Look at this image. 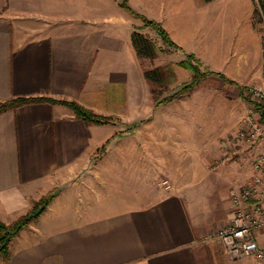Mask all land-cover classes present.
Returning <instances> with one entry per match:
<instances>
[{"label":"crops","instance_id":"0c3cea01","mask_svg":"<svg viewBox=\"0 0 264 264\" xmlns=\"http://www.w3.org/2000/svg\"><path fill=\"white\" fill-rule=\"evenodd\" d=\"M194 1L200 3H186L195 9ZM145 2L164 21L177 0ZM103 3L0 0V100H74L124 125L88 124L48 101L0 112V220L16 219L55 189L45 210L10 240L0 264H264L232 260L222 243L205 238L231 217L228 192L244 179L236 159L163 192L153 190L152 167L135 164L138 142L152 139L132 136L150 111L131 41L139 24ZM231 154L243 159L244 144ZM257 241L264 245V229Z\"/></svg>","mask_w":264,"mask_h":264},{"label":"rangeland","instance_id":"374dc122","mask_svg":"<svg viewBox=\"0 0 264 264\" xmlns=\"http://www.w3.org/2000/svg\"><path fill=\"white\" fill-rule=\"evenodd\" d=\"M124 2L135 14L125 8ZM198 2L194 1L193 9L186 0H177L171 16L166 8L163 21L155 18L149 11L154 6L145 0H104V7L122 8L139 24L134 29L141 30L152 41L154 57L138 56V62L144 71L158 68L161 76L160 82H146L144 103L150 111L146 119L133 125L138 126V131L132 136H152L149 141L138 142L135 164L152 167L153 190L163 192L176 190L182 181L190 182L195 171L201 174V170H212L224 158L236 159L244 168V179L228 192L231 217L224 224L235 215L234 193L239 194L246 183H252L255 191L241 207L250 218L261 220L254 236L262 249L264 245H259L257 234L264 229V173L255 163L260 159L264 168V0ZM143 18L159 22L168 40L145 25ZM193 65L200 73L195 78ZM184 86L188 89L178 93ZM103 116L111 117L105 123L121 122L118 116ZM108 140L97 150L105 149ZM243 144L244 160L237 159L238 154L231 153ZM213 151L222 156L217 153L212 160L209 154ZM51 191L55 195V189H50L34 200L26 212ZM243 258L264 261L255 254L230 256L232 260Z\"/></svg>","mask_w":264,"mask_h":264},{"label":"trees","instance_id":"16d2710c","mask_svg":"<svg viewBox=\"0 0 264 264\" xmlns=\"http://www.w3.org/2000/svg\"><path fill=\"white\" fill-rule=\"evenodd\" d=\"M209 1V0H204ZM123 5L130 12L134 13L131 8L124 2ZM135 14V13H134ZM144 19V24L153 28L164 40H168V34L159 22L147 18ZM131 41L137 52L138 56L154 57L155 46L152 41L147 38L142 32L137 29H133L131 32ZM194 68V65H193ZM198 68V67H197ZM193 78L200 76V73L196 68ZM197 75V76H196ZM144 76L147 81L160 82L161 76L158 68L151 70H145ZM188 89L187 86L182 87L178 90L180 93L183 90ZM172 95V94H171ZM167 99V98H166ZM165 99V100H166ZM37 101H48L51 103H60L68 106L74 113L75 117L82 119L85 123H105L110 120L111 117L103 116L94 113L91 109L83 106L82 104L74 100H56L48 97L37 96V97H26V96H16L6 100H0V112L14 108L16 106L22 105L29 102ZM54 192H49L46 196L42 197L38 202L34 203L32 208H30L26 213L20 215L17 219L10 223H4L0 220V258L6 260L9 257L8 245L9 241L15 236L18 231L24 227L29 221L35 219L45 208L48 201L53 197Z\"/></svg>","mask_w":264,"mask_h":264},{"label":"built area","instance_id":"2783aa9c","mask_svg":"<svg viewBox=\"0 0 264 264\" xmlns=\"http://www.w3.org/2000/svg\"><path fill=\"white\" fill-rule=\"evenodd\" d=\"M255 167L264 173V168L260 164V159L255 163ZM263 177V175H262ZM259 181V178H256ZM255 191V186L252 183H246L240 193H234L232 196L235 204V215L226 224L216 228L210 235L205 238H215L219 240L226 252L230 256H243L248 254H255L258 258H264V248H259L254 236L256 228L259 227L261 220L257 218H250L249 214L241 207L252 193Z\"/></svg>","mask_w":264,"mask_h":264}]
</instances>
